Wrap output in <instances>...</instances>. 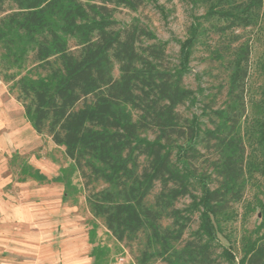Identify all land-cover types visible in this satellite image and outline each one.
Instances as JSON below:
<instances>
[{
	"label": "trees",
	"instance_id": "trees-1",
	"mask_svg": "<svg viewBox=\"0 0 264 264\" xmlns=\"http://www.w3.org/2000/svg\"><path fill=\"white\" fill-rule=\"evenodd\" d=\"M144 1L0 0V79L34 130L63 147L85 189L93 180L108 184L89 191L86 202L115 240L130 243L147 232L139 264L154 256L165 264H221L218 218L241 200L247 177H264V98L247 151L241 123L251 48L234 33L258 23L263 0H193L206 11L192 19L176 66L169 65L166 41L138 19L120 25L113 17L116 6L136 10ZM213 20L217 25H205ZM210 32L226 39L209 51L227 73L218 86L223 104H204V123L195 114L181 118L178 107L198 101L183 82L194 46ZM199 147L210 153L209 172L195 165L203 156ZM156 184L154 207L146 198ZM185 196L189 206L175 208ZM258 208L260 222L241 256L222 249L229 263L264 264V199ZM195 212L198 227L183 241ZM165 216L168 226L161 223ZM102 253L92 248L93 264H100Z\"/></svg>",
	"mask_w": 264,
	"mask_h": 264
},
{
	"label": "rangeland",
	"instance_id": "rangeland-1",
	"mask_svg": "<svg viewBox=\"0 0 264 264\" xmlns=\"http://www.w3.org/2000/svg\"><path fill=\"white\" fill-rule=\"evenodd\" d=\"M11 7L12 5L6 4L7 10ZM205 11L206 7L204 5L194 3L193 0H145L136 10L116 6L113 17L120 25L129 23L134 18L138 19L155 34L158 40L166 41L169 65L176 66L179 61V43L187 37L192 19ZM260 13V18L255 26L234 30L235 34H240L242 39L249 41L251 48L250 69L245 94L246 111L241 123V133L247 151L251 149L254 143V138L251 139L250 137L255 135L252 132H256L258 127L257 122L262 115L261 100L264 98V0ZM210 24L217 25V21L213 20L205 23L206 26ZM225 40L224 37L210 32L202 38L200 43L194 46L189 63L190 72L184 77L183 83L184 86L196 92L198 101L193 105L186 102L179 106L178 114L181 118L190 119L195 114L200 116L204 123H208L207 117L201 114L202 106L204 104L212 106V108L222 106L224 95L218 92V86L224 83L227 70L223 64L211 59L209 50L222 44ZM114 73L117 74L116 69ZM198 87L202 89V92L196 90ZM40 135L43 143L33 153H37V156L45 154L47 157L59 162V180L64 189L63 199L75 206L74 210L76 209L79 223V236H86L87 238V253L90 255L93 247L101 250L103 253L100 257V264H139L138 259L141 257V253L147 248V232L138 233L137 238L130 243L115 240L106 229L103 219L93 216L86 202V195L89 191L106 188L108 184L100 179L93 180L89 185V190L85 189L83 178L74 168L73 163L66 157L63 147L56 144L52 145L54 143H52L46 132L40 133ZM143 135L149 139L153 138V134L150 132H144ZM199 148L203 156L199 158L195 165L199 170H208L209 172L205 159L210 156V153L201 147ZM22 164H26V160H23ZM26 166L31 172L35 171L33 167L27 164ZM211 187H215V183H211ZM159 190V184H156L146 198L148 205L155 207V198ZM260 199H264V177L260 173L254 172L247 177L241 200L232 204L226 213L218 218V242L215 251L217 260L221 264H231L224 256L220 255L223 248H230L236 259H238L241 256L243 242L248 238H254V229L260 222L258 217L260 215L258 200ZM189 204L190 198L185 196L176 200L174 206L184 210ZM161 223L163 226H168L171 224V218L165 216L162 218ZM198 224V213L195 212L192 215V222L184 231L183 241L192 237V232L197 229ZM153 250V248L148 249L150 252ZM93 263L91 257L89 264ZM147 264H165V262L160 257L154 256Z\"/></svg>",
	"mask_w": 264,
	"mask_h": 264
},
{
	"label": "crops",
	"instance_id": "crops-1",
	"mask_svg": "<svg viewBox=\"0 0 264 264\" xmlns=\"http://www.w3.org/2000/svg\"><path fill=\"white\" fill-rule=\"evenodd\" d=\"M40 136L0 79V264H89L75 206L55 180L59 162L33 153Z\"/></svg>",
	"mask_w": 264,
	"mask_h": 264
}]
</instances>
